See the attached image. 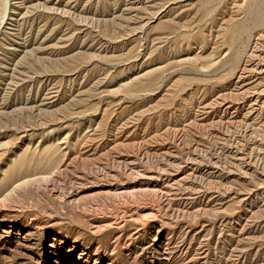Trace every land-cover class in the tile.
<instances>
[{"label":"rangeland","instance_id":"obj_1","mask_svg":"<svg viewBox=\"0 0 264 264\" xmlns=\"http://www.w3.org/2000/svg\"><path fill=\"white\" fill-rule=\"evenodd\" d=\"M10 2L0 264H46L54 237L98 264L165 240L168 264H264V0Z\"/></svg>","mask_w":264,"mask_h":264},{"label":"bare ground","instance_id":"obj_2","mask_svg":"<svg viewBox=\"0 0 264 264\" xmlns=\"http://www.w3.org/2000/svg\"><path fill=\"white\" fill-rule=\"evenodd\" d=\"M10 1L11 0H7V1L4 0V2H3V6H2L3 17H1L2 19H1V23L0 24H3L4 21L6 22V19L8 17H10V18L14 17L13 4ZM11 4H12V6H11ZM0 29H1V27H0ZM35 183H37V185H39V184L41 185L42 184V183H39V181H37L36 179H26V180H22L19 183H14L10 187V189L8 190V193L6 194V196H11V195H13L14 193H16L17 191H19V190H21L23 188L24 189H27V187L30 188V186H32ZM40 185H39V187H41ZM162 186H163V184L161 186L157 185V187H159V189H162V191H164L166 194L170 193V189L168 187H162ZM136 189H137V186L130 184V185H127V186L121 187V188L108 187L107 188V192H109L111 194H120V193H123V191H126V190L127 191L129 190L130 192H132V191H134ZM140 189H142V188H140ZM11 231L9 230V231H7L5 233L10 236V238L9 237L8 238L11 240L12 247L14 249V250L12 249L13 253H17V251H22V250H24L26 253H29V252L32 251V249H34L36 247V244H33V243H31L29 241L30 236L28 234L25 235L22 231L18 230L16 232V234H14L15 237H12L13 235H12ZM2 232L0 233V235L1 234L4 235ZM159 237H161V236H159L158 231L156 232L155 229L152 228L150 230L148 239L149 240L153 239L152 241H154V240L156 241ZM159 240H160V238H159ZM163 240H164V238H163ZM136 242L137 243H143V242H145V239L143 240V239H141V237H139ZM167 242H168L167 240H165V242L162 241V243L160 242L158 244L159 247L156 249V252L157 251H160V252L162 251L163 252V255L161 254L162 255L161 259H159V258L158 259H154V255L150 256L148 254V255H146L144 257L143 263L144 264H168V260L169 259H167L166 257H167V253H168V250H169L168 247L170 246V244L167 243ZM153 243H155V242H153ZM149 246H150V244H149ZM47 247H48L47 250H45L46 254H47L46 264H61L63 256L68 258V261L71 264H98L99 260H100V258L96 254H92L89 251H87L86 249L78 248L76 246H68L67 247L66 243L63 240H61V239H59L57 237L52 238V240L50 241V243L48 244ZM152 252H155V250H153ZM152 252H151V254H152ZM143 254H144V251H143Z\"/></svg>","mask_w":264,"mask_h":264}]
</instances>
